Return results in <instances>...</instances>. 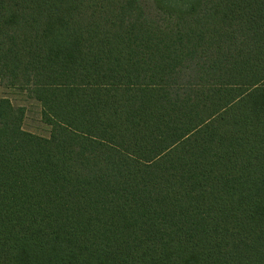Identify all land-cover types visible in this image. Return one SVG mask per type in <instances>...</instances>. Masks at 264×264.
<instances>
[{
	"label": "trees",
	"instance_id": "1",
	"mask_svg": "<svg viewBox=\"0 0 264 264\" xmlns=\"http://www.w3.org/2000/svg\"><path fill=\"white\" fill-rule=\"evenodd\" d=\"M0 264H264V0H0Z\"/></svg>",
	"mask_w": 264,
	"mask_h": 264
},
{
	"label": "rangeland",
	"instance_id": "2",
	"mask_svg": "<svg viewBox=\"0 0 264 264\" xmlns=\"http://www.w3.org/2000/svg\"><path fill=\"white\" fill-rule=\"evenodd\" d=\"M9 96L15 105L25 106L27 109L24 121V129L33 134L48 137L50 135V127L45 125L41 120L40 106L32 100H26L23 95L9 94L8 90L0 82V99Z\"/></svg>",
	"mask_w": 264,
	"mask_h": 264
}]
</instances>
